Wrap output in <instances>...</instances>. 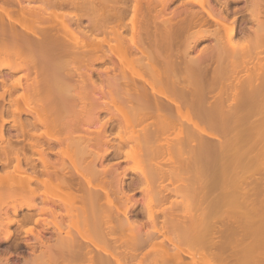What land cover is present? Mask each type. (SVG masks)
I'll use <instances>...</instances> for the list:
<instances>
[{
	"label": "bare ground",
	"instance_id": "bare-ground-1",
	"mask_svg": "<svg viewBox=\"0 0 264 264\" xmlns=\"http://www.w3.org/2000/svg\"><path fill=\"white\" fill-rule=\"evenodd\" d=\"M13 1L16 2V4H17V6L15 8L10 5L11 2H13ZM22 1H27V2L22 3ZM30 1H38V2L31 3ZM191 1L189 0V2H191ZM223 1L226 4V2L228 0H223ZM186 2H188V1H186ZM194 2H196V1H194ZM199 2L201 4V5L199 4L201 6L200 8L207 14V17L209 19H211L212 21H214L215 23H218L220 25L223 23V21L225 20V15L223 14V12L221 13L222 10L219 9L218 12L215 10L216 8L212 4L213 1H212V3L210 1H207V0H203V1H199ZM169 3H170V1H168V0H164V1H160V0L159 1H156V0H143V1L142 0H133V1H131V3H130V1L128 3V0H0V170L4 169L3 171H5L3 173H2V171L0 172V238L4 239V240H9L12 237V234L14 232L10 229V225H12L14 223L15 224L16 223L17 224H23V222H26L27 220L32 219L36 225L42 224V227L38 230L36 229V231H33L32 229L30 231L27 229L28 232H32L31 234H33L35 240H37L38 243L40 244V245L38 244L40 246L39 253L35 254L32 257V259L29 260L32 263L37 262V261H35L36 259H40V261H38L35 264H127L128 261H130L131 259L134 258L133 260H135L137 255H139L141 253V251L139 252L140 246H143V244H146L145 242H147V241L151 242L150 238L153 236L150 235L151 237L150 238L148 237L149 236L148 234H150V231H149V233L148 232L141 233L142 236H141V234H139L140 229L138 226L142 227L145 225H143L144 222L143 223H141V221L139 222V220H137V218H135L133 216L134 213L132 212L131 209H133V207L137 204L136 203L137 199L135 200L136 202L135 201L133 202L132 201L133 199L131 197L132 194L128 193L127 189L124 187V178H125L126 174L124 173V171L120 172L117 169V167L113 166L112 164L103 165V163H102V161L108 156L109 153L113 152L114 155H117L118 153L120 154V152H121V151L119 152L120 147H118L121 144L120 142H119V145H117L116 147L113 146V148H112V146H109V140L110 139L108 136L109 134L107 133V130H106L107 125H109V123H111L114 120L116 121V119L117 120L120 119V121H122V123L125 120L124 118H122L123 114L122 115L119 114L120 115V116L118 115L119 117H115L116 114L115 115L112 114V115H109L105 120L100 121L99 120V113L103 110H108L107 104L112 105V107L117 110L121 107V104H119V103L124 102V104L126 105L125 107L130 108L129 110H131L132 115H133V111H134V116H137V118L139 120H141V118L143 116H145L146 113H148V117H149V114L150 115L155 114L154 116L157 115L160 118L162 117V120L161 119L158 120L159 117L157 119H156V117H154V118L151 117L153 115H151L149 117L150 121H152L151 122L152 123L151 133L162 132L165 130V127L167 129L168 126H169V128L172 127L175 129L179 126L178 130H180L182 133V130L180 129L182 127H180V124L178 125V123H181V122L174 123V120H172L171 122L169 120L166 121V118H167L166 114L170 115L169 113L176 112V114H178V116L182 115V117H183L185 114L188 113L187 114V120L190 121V124H191L190 126H191V128L192 127L193 128H192V130L188 129L190 131V133L188 131H185V129H184L185 127L182 128V129H184V131L181 135H183L184 133H185V135L181 136L179 134V136H181V138H183V139H180L179 137H177V138H179L181 141L184 140V143H187V148L188 147L190 148L191 145L188 144V141L185 142L184 137L189 135V136H187L188 138L187 137L186 138H187V140L190 141L191 138H193V136H195L193 138V142H194V139L198 138V140H195L197 142L196 144L199 145L200 147H201V145H204L203 147H201V148H203V151L201 148H199V146L196 145V147H198L201 150V152H202L201 155L205 154V156H206L207 148H209L206 145H210V141H211L210 138L211 137L209 138V140L207 138H203V137H205V136L216 137L217 135L215 132H219V131L222 132V130L224 131V130H227L229 128L232 129L234 127L233 125H234L235 121H236L235 123L238 124L237 119L243 120V121L249 119V118L244 119L243 117H245V116L249 117L252 114L251 113L252 111L256 112L259 109V108L255 109L257 107L255 105V103L257 101H259V102L264 101V98L261 99L262 98L261 94L264 93V91H263L264 90V81H263L262 85L258 84V86L261 85L260 86L261 89H259V91L256 88L258 86H253L250 83V81H249L250 84L249 85L247 84L248 78H246V77H249L248 72L251 68V67H248L247 59L245 60L246 61L245 63H247V65L244 63L247 67L246 66H244V67L249 68L248 72H247V69H245V68L244 69L246 71H244V69H243V71L240 69L242 72H244V73L246 72L247 75H245V74L242 75L243 73L242 74L240 73V76L242 75L243 78L245 76L246 79L245 78L239 79L240 76H238V79L241 81L240 82L238 80L239 81L238 82L235 78V81H236V83L239 84V86H237V87L235 86V88H234V86L232 85L233 86L232 90H234V91H232V94L230 92V94H228V97L226 98L224 96L225 93H223L224 98L222 99V97L219 95H218L219 97H217L216 93H215L214 94L215 96L212 95V99L209 98L211 100L207 99V97L211 96L210 93L212 91V88H215V85L217 84V82L218 83L220 82V81H218V80H220V78H218V77H221V79H222V75H223L224 78H227V77H225L227 75L226 71H228L230 69V66H229V63L224 62V63L228 64L227 66H229L228 67L229 69L227 67H225V68H227V70H225V68H224L225 64L223 63V61H225V60H223V59L226 58V61H227V57L228 58L232 57V55H234L232 52L233 50H234V52L239 50V49L242 51L243 49H241L239 47H241L244 44V42H241L243 44L242 45L239 44L240 45L239 47L237 46V48H238L237 50H235L233 48V50L231 51L232 48H230L229 46L233 47V45H231V44L228 45L229 42H227V40L231 42V40H229V38H231L232 35L230 37H226V35H228V34H226L225 35L226 40L224 41V43H221V44H225V47H226V45H228L226 48L228 50L226 51V50H224L225 48H223L224 45H221L218 42V41H220L219 39H221V38L216 36L215 38H217V42H218L219 46L218 45L215 46V49L213 50L214 52L212 51L211 53H209L207 51L208 54L205 53L202 55V53H201V55H200L199 54L201 52L200 51L198 53L199 55L197 54V57H195V59L192 57L193 59H191V60L189 59L190 62L186 63L187 59H184V55H182V53H181V55L183 57L180 54L177 55L176 54L177 52L174 53L175 51L178 50L177 48H176V50H171V48H173L175 46V44H174V46L172 47L171 44L173 42L176 43L177 39L180 38L179 37L180 33H181L180 30L182 31L186 27L188 28V30H190L189 29L190 27H194L192 24H195L197 26V23L200 24L203 22V18L201 17L202 20L200 21V15L198 12H196L195 10H191V8H184V7H183L184 9H181V10L177 9V10H173L171 12L169 11L170 13L169 12L166 13L167 12L166 7ZM158 4H159V6H161V8H159V9L157 8ZM79 7H81V8H79ZM247 7H248V11L250 13V16L252 17L251 19L255 20V22H258V24H259V26L257 25L258 26L257 28H259L260 25L262 27V25L264 24V21L262 23V20H264V16L262 13V12H264V0H249ZM77 8H79V11L77 10ZM75 9L78 12L75 11ZM153 11H154V14L152 13ZM129 12L131 13V21L129 20L130 18L128 17V20L131 22V26L129 27L130 29L126 26L127 24L124 23L125 21H123V18H126L125 14H128ZM137 15H139V17L141 15V17H140L141 19H139ZM261 15H262V19L259 18V17H261ZM135 17L138 18L139 20H137ZM174 17L179 18V19L176 18V20H178L177 22L173 21ZM83 18L88 19L87 20L88 23H86L87 25L85 23H84V25L82 24L81 21L83 20ZM204 20H207V19H204ZM223 24H226V23H223ZM125 26L131 31L130 35H128L127 38L124 37L123 34H121L123 32L122 27L125 28ZM224 26H226V25H224ZM198 27H199V25H198ZM230 27H231V25H230ZM246 27L242 29V33H243L242 36H244V34L247 33L245 35L246 37H244L247 39V42H251L253 44V46L256 47L258 45V47H259V45L262 42H264V41H262L263 40L262 38H260L262 40L255 39V38H258L259 36H261V35L257 36L260 33L256 30L255 31L257 33L253 32V31L248 33L249 31H247V30H250V29H247L248 27L247 28ZM187 28H186V31H187ZM204 28H206V27H204ZM216 28L217 27H214L213 29H216ZM218 29L219 28H217L216 30L218 31ZM191 30H192V28H191ZM95 31H97V33H95ZM217 31H215V32L217 33ZM262 31L264 32V29ZM252 32L254 33L253 39L250 38V34ZM98 33H101V36H99ZM178 33H179V36H177ZM198 33H197V35H198ZM214 33H211V34H214ZM128 34H129V32H128ZM184 34H186V32ZM248 34H249V36H248ZM263 34H262V36H263ZM181 35H182V33H181ZM216 35H218V34H216ZM195 36H196V34H195ZM220 37L223 38L224 36H220ZM240 37H241V34H240ZM251 37H252V35H251ZM107 38H113L114 43L117 41V43H119V44L116 45L117 44L116 43L115 44L116 46H120L121 41L123 42V39L124 40L126 39L127 40L126 42L128 44V45L127 44L126 45H127V47H129L128 50L129 51L131 50V53L130 52L129 53H130V55H133V57L131 56L132 59L136 55L137 59L135 58L134 60H136L138 63L140 62L142 64V61H145L144 64L146 63L151 70V71H148L150 77H147L148 72L144 68V70L147 72V73H145L146 74L145 77L142 74L141 78H139V77L133 78L134 76H132V78H131L130 75H132V74L129 73L130 71H127L128 67H127V70L124 69V67L121 68V66H119L118 63L114 60L117 65L113 64L115 62L110 61L113 64L110 66L111 70L113 71L112 75L110 77L107 76L105 78L102 76H99L103 80L100 79L101 82L95 81V79L92 78V65L95 62H104L106 60V57L108 54H106L107 53L106 49L102 48L100 44L103 41L106 42ZM175 38H176V40H174ZM186 38H187V36H186ZM190 38H192V37L190 36ZM249 39H251V41H248ZM254 40H256L255 41L256 44L258 41L257 45L254 44ZM186 41H188V40H186ZM196 41H198V40H196ZM105 42H103V43H105ZM247 42H246V44H247ZM110 43H111V40H110ZM114 43H112L111 47H109V48L112 49V46ZM179 43H181V42H179ZM108 44H107V46H108ZM214 44H215V42H214ZM246 44H244V45H246ZM177 45H179V44L177 43ZM250 46L253 47L252 45H250ZM124 47L126 49V46H124ZM175 47H174V49H175ZM178 47H180V46H178ZM245 47L242 46V48H245ZM186 48H188V47H186ZM229 48H230V50H229ZM103 49L105 50L106 53L104 51H102ZM204 49H206V48H204ZM204 49H202V51ZM247 49H249V48H247ZM260 50H258V51L260 52ZM99 51H101V53H98ZM172 51H174V52H172ZM244 51H248V50H244ZM244 51L242 53H240V54H242V57H243V53H245ZM178 52H179V50H178ZM248 52H250V53H248ZM248 52H247L248 55H251V52L254 53V51H252V50L248 51ZM229 53L230 54L232 53V55H229ZM173 54L174 55L176 54L177 56L180 55V57H182V59H184L185 61H181V63H180V60H182V59L179 57V60H178V57L176 55H175L176 57L172 56ZM224 55H226V56H224ZM127 57H128V59H127L128 63L127 64L131 65V63H132L131 57H129V56H127ZM222 57H223V59H222L223 61L222 60L219 61ZM185 58H186V56H185ZM217 58H220V59L217 60ZM249 58L250 57H248V60H249ZM252 58H255V56ZM257 58H259V57H257ZM109 59H110V57H109ZM213 59H216V61H218L217 64L219 65V63H220L222 66L221 65L218 66L216 64L219 68L215 67V66H212L213 68H211L210 62H214ZM229 60H230V62L232 61V59H229ZM229 60H228V62H229ZM235 60L239 61V58L235 59ZM129 61H130V63H129ZM177 61H179V62H177ZM133 62H135V61H133ZM159 63H163L162 66H164V68H165V70H163L162 72L160 71V70H162L161 68L159 70V67H158ZM164 63H166V64L169 63L170 65L167 64V66L169 65L168 66L169 68L168 67L166 68V64L164 65ZM236 63H238L240 65L241 62L236 61ZM134 64L135 63H132V65L136 69L137 67ZM238 64L237 65L235 64V65L238 66ZM232 65H233V63H232ZM261 65H263V62ZM159 66H160V64H159ZM232 67H231V69H232ZM222 68H224V69H222ZM106 69H107V67H106ZM219 69H222L224 74L221 73L222 70L220 71ZM20 70L25 71L24 76L27 80L25 83L21 82V76H17L14 79L12 78L14 73H16ZM240 70H238V71H240ZM259 70H261V67ZM255 71L257 72V74L256 75L254 74V76H256V78H257L259 73L257 70H255ZM262 71H263V69H262ZM262 71H261V73H262ZM228 72H231V71L229 70ZM233 72H232V75H233ZM252 72H253V70L250 71V75H252L254 73V72L253 73ZM261 73L259 74V76L263 75L262 77H260L263 79L264 72L262 73V75H261ZM229 74L230 73H228V75ZM236 74H237V72H236ZM236 74H235V76H236ZM237 75H239V74H237ZM259 76L257 79L258 81L260 80ZM11 78L13 79V81L11 80ZM251 78H252V76H250V79ZM9 79L11 80V82H8ZM140 79H141V81H139ZM216 79H218L217 82H216ZM243 80H247V81L245 82ZM233 81L231 80L232 83H233ZM242 82H243V84H242ZM227 83H229V82H227ZM240 83L242 85H244V88L242 85H241L242 87L240 86ZM230 85L231 84H229V86ZM223 86L224 85L222 84V87ZM227 86H228V84H227ZM232 86H230V88ZM245 86H248V87L245 88ZM222 87H221V89H222ZM238 87L241 89H239ZM254 88H256L257 90ZM222 91H225V90L223 89V90H221V92ZM219 92L220 91H218L217 94H219ZM259 92H260L261 98L258 97ZM229 95H231V96H229ZM228 98H229V101H227ZM257 98L261 99V101L257 100ZM225 101H227L226 103H228V102L229 103L225 104ZM30 102L33 103L34 106H31V105L29 106ZM262 103L264 104V102H262ZM257 105L259 106L260 103ZM262 105H260V106H262ZM182 107H183V109H182ZM188 109H190L189 111H190V113H192L191 116H190ZM262 109H263V107H261V110ZM182 110L183 111L186 110V111L183 112ZM261 110H260V112H261ZM111 111H112V109H111ZM119 111L121 112V108ZM244 111H246V113ZM179 112H182L184 114L180 115ZM239 112H240V114H238ZM241 112L242 113L244 112L247 115L244 114V116H243L241 114ZM122 113H123V111H122ZM248 113H250V114H248ZM124 115H126V114H124ZM164 115L166 117L165 119L163 117ZM237 116L239 118H235ZM120 117L122 118V120ZM148 117H147V120L149 119ZM182 117H180V118H182ZM169 118H170V116H169ZM196 118L203 120V121H206L207 123L205 125H203V122L197 121L198 119L196 120ZM233 118H235L234 119L235 121L233 120ZM250 118H251V116H250ZM230 119H232V122H230ZM129 120H130V118H129ZM129 120H127V121L129 122ZM165 121H166V123H165ZM260 121H263V120H259V122L255 121V123L253 124L255 129L256 128L259 129V127H260L259 125L262 123V122L260 123ZM124 122H126V121H124ZM130 122H132V121H130ZM172 122L174 123V125ZM229 122L232 125H230ZM92 123H96V124L98 123V125H96L95 128L93 129V132H91L89 129V125ZM119 123H121V122H119ZM134 123H135V121H134ZM168 123H169V125H168ZM241 123H242V121H241ZM241 123H240V126H241ZM244 123H246V122H244ZM256 123H258L256 125L257 127L255 126ZM7 124H9L11 131L16 129L15 130L16 133H14V134L7 133L6 132L7 131L6 125ZM137 124H138V122H137ZM122 125H124V124H121V127H123ZM128 125H129V123H128ZM175 125L176 126L178 125V126L176 127ZM39 126H42V127L44 126L46 129H48V128L53 129L54 128L53 130H55V128L57 130L59 127V128L64 129V131H62V132H66V133L61 132V134H63V135L65 134L64 137H60V135H58V136L54 135V134H52L53 132L49 135L48 131H46V130L45 131H39L38 130ZM231 126H233V127L231 128ZM240 126L238 125V127H240ZM251 127H252V125H251ZM126 128H127V126H126ZM10 129H9V131H10ZM175 129L173 131H175ZM236 129L237 128H235V130ZM248 129H251V128H248ZM248 129L246 130V128H245V130H246L245 132H247V134H248ZM195 130H197L199 133ZM256 131L257 130H255V131L253 130L251 133L256 132ZM258 132H260V130ZM192 133H193V135L191 136ZM194 133H198V135L197 134L194 135ZM162 134H164V133L162 132ZM199 134H202V135H199ZM203 135H205V136H203ZM120 137L122 138V140L124 142V140H125L124 138H126L128 136H126V137L120 136ZM155 137H157V136L155 135ZM159 137H160V135L158 134V139L160 140V138L162 136L160 138ZM236 137H235L234 141L236 140ZM239 137H240V135H239ZM138 138H139V136H138ZM130 139L128 138L127 141ZM133 139H134V137H133ZM217 139H219V137H217ZM149 140H151V139H149ZM219 140L221 141V144H222L223 141L221 140V138ZM219 140H217L218 143H220ZM228 140H229V137H228ZM228 140H226V141H228ZM50 141H54L55 143L58 142L59 144L62 142L66 143V144L69 142L70 143L72 142L71 144H74V142H76L78 144L77 148L80 147L79 148L80 153L77 156H79L78 158H80V159L83 158V159H81L82 162L84 161V163H82L83 166H81L79 168L78 167L75 168L76 166H74L75 169H73L74 170L73 171L72 170L73 166L70 169L67 165H65L66 163L64 164V162L62 163V161H59V164H57L58 160H54V161L51 160V158L49 157V152H51L53 154L56 153L58 155L60 154L59 156H61L63 154V152L61 149V144H60V148H56L54 150V148L52 147L53 145H51ZM156 141L154 142L155 144H156ZM167 141H168V139H167ZM174 141L176 142V139ZM229 141L232 144L233 140H229ZM151 142H152V140H151ZM182 142H179V143L177 142V143L179 144V146L183 147V149L175 150V151L180 152V151L187 149V148H185L186 145L184 147V143H182ZM193 142H191V143H193ZM154 143H153V145H154ZM248 143H250V142H248ZM77 144H75V145H77ZM158 144L155 146L156 151H158V149H159V148H157ZM221 144H219V145H221ZM224 144H222V145H224ZM67 145H70V144H67ZM151 145L152 144H149L148 146L151 147ZM234 145H233V147H234ZM159 146H160V144H159ZM67 147H71V146H67ZM143 147H145V146H143ZM155 147H151L152 149L150 148L152 151H154V155H155L154 157H156V155L159 152L158 151L156 154V151L154 150ZM164 147H166V146H164ZM176 147L177 146H175V148ZM196 147H194V148H196ZM204 147L206 148V151L204 150L205 149ZM247 147H249V146H247ZM74 148H76V147H74ZM198 148L196 150H194V153H195V151L197 152ZM216 148H217V145H216ZM236 148L237 147H235L234 149H236ZM165 149L166 148H164V150ZM191 149L193 150V147L190 148V151H191ZM27 150H29V152H30L29 154H28ZM209 150H211V149H209ZM214 150H215V148H214ZM187 151L185 152V154L183 153L184 151L181 154V156H184V159H182V157L180 155H179V158H177V161L181 158V161H183L182 167L184 166L185 170L189 169V168L191 169V164L193 163V161L191 163L190 159L194 156V154L192 156L193 151L190 152L191 157L189 155V152L187 153ZM199 151H198V153H200ZM204 151H205V153H203ZM165 152H167V151H165ZM161 153H162V151H161ZM166 154L167 153H165V155ZM34 155L35 156L37 155V156L35 157ZM72 155H74V154H72ZM145 155H146V153H145ZM170 155H172V153H170ZM197 155L198 154L195 153L194 158L196 160H197V158L199 159V155H198V157H197ZM205 156H203V158ZM72 157L73 156H71V158ZM150 157H153V156H150ZM71 158H70V160H71ZM149 159H148V161H149ZM154 159H156V158H154ZM175 159H174V161H175ZM208 159H209V156H208ZM156 160L154 163H156ZM192 160H193V158H192ZM199 160H202V159L200 158ZM205 160H206V158H205ZM205 160L203 159V161H205ZM73 161H75V160L73 159ZM150 161H152V160H150ZM177 161H175V168L176 169L178 168L177 167L178 163L176 164ZM159 162H160V160H159ZM180 162H179V164L181 165L182 162L181 163ZM195 162L196 161L194 160L193 164H195ZM205 164H206V162H205ZM240 164H241V162H240ZM72 165H75V164H72ZM76 165H77V163H76ZM180 165H178L179 168H181ZM9 166L12 167L11 173H9L8 171L6 172V170H5V168H8ZM151 166H152V164H151ZM196 166L200 167L199 165H196ZM196 166L194 165V167H192V168H197ZM203 166H205V165H203V162H202V166H201L202 170H203ZM154 168L157 170V172L159 174L158 177L162 178V179H160V181L165 180L166 178L164 179V177H166V176H167V178L168 177L171 178V176H168V175H172V174H170V173H173L172 170H170L172 168L168 169L169 172L167 170L165 171L164 168L162 167V165H156ZM182 170L180 171V169H178L177 171H180L179 173H181ZM196 170H198V168ZM154 171H153V173H154ZM173 171H175V169ZM198 171H197V173H199ZM204 171H206V170H203V172ZM146 172H148L147 175L150 176V179H152V176H151L152 172L150 173V171H147V170H146ZM146 172L142 171L143 174L141 173V176L143 175V177L140 180L144 179L143 181H144V184L146 185L145 186L146 187L145 192L147 193V183H149V182L145 183V181L146 180L149 181L150 179L148 180L147 179L148 177L146 178V176H147L145 174ZM184 172H187L185 176H186V180H188L187 174L189 171L186 170ZM203 172L199 173V176L201 174H203ZM222 172L220 171V173H222ZM8 173H9V175H8ZM197 173H196V176L198 175ZM175 174L176 173H173L174 176L177 175V178H175V180L179 179L178 181H181V180L185 179V178L181 179V177L183 175L182 173H181L182 175L181 174L175 175ZM204 174H206V173H204ZM204 174H203V176H204ZM173 175H172V177H173ZM178 175L181 177L179 178ZM153 178L155 180V177H153ZM169 178H168V181H169ZM54 181H57L58 183L60 182L61 184H63L64 186L62 189L66 190V192L75 193L74 195L71 196V198L74 199L76 197V202L78 201L76 204L77 206H75L74 208L73 207L71 208V206L70 207L62 206L61 204L63 203L64 199L59 200L58 198H56L58 200L57 201L56 199H53V197L50 198L49 194H48L49 198H47V196H46L47 194L44 195L43 194L44 192L43 193L39 192V190H41V189H38L40 185L45 186V185L50 184L51 182H54ZM171 181H172V184L175 183V182L173 183V179H171ZM142 182L140 181L141 185H143ZM184 182H187V181H184ZM103 183L104 184L106 183L109 186H107V187L102 186ZM140 183H139V186H140ZM156 184H154V185H156ZM181 184H183V183H181ZM186 185H187V183H186ZM161 186L164 187L163 183H161V185L159 186L160 188L163 189V187H161ZM172 186H174V185H172ZM61 187H62V185H61ZM145 187L141 188V189H145ZM205 187L206 186H203V188H205ZM48 188H50V187H48ZM52 188H53V186H52ZM59 188H60V186H59ZM148 189H149V186H148ZM166 190L168 191V189H166ZM145 192H144V194H145ZM203 192H204V190H203ZM188 193H190V192H188ZM201 193H202V191H201ZM156 194L158 195V193H156ZM110 195L113 196V199L111 198ZM181 195H183V194H181ZM202 195H204V193H202ZM158 196H160V199H162L161 197H163V193L162 192L159 193ZM176 196H178V195H176ZM183 198H185V197H183ZM183 198H181V199L183 200ZM192 198H194V197H192ZM202 198H204V196ZM160 199H159V201H160ZM163 199H162V201H163ZM204 199H203V201L201 200V202H204ZM114 200H116L117 204L113 203V202H115ZM172 200H174V199H172ZM22 201L26 203L25 206H23V204H25V203H23ZM60 201H62L61 204L59 203ZM185 201H187L186 198H185ZM185 201L183 202V204L186 207L187 203ZM193 201L194 200H192V202ZM27 202H29V203L27 204ZM146 202H147V200H146ZM149 203H150V201H149ZM170 203H172V202H170ZM59 204L61 205V208H60ZM125 204H126V206H124L125 207L124 208L123 205H125ZM151 204H148V205L152 206ZM195 204H196V202H195ZM72 205H75V203L74 204L72 203ZM157 205L160 206L159 203ZM181 205H182V202H181ZM57 206L59 208H57ZM107 206H108V208H107ZM119 206L123 207V208H121V210H123V209L124 210L123 211L119 210L120 209ZM23 207H26L27 212L22 211L23 213H20V210H22ZM64 207L67 209H65ZM182 207H183V205H182ZM188 207H190V205ZM146 209H147L145 211L146 213H144V214H146V216L145 215L144 216L151 223V225H150V223H149V225L153 228L152 230H156V232L151 231V232H153L152 235H154L156 233L155 235L158 236L159 233H161V234L163 233L164 237L165 236L167 237L168 235L165 233L166 232L165 230L170 231L169 226L167 224L168 222L167 223L165 222V224L163 223L164 226L161 225V226L166 227V228L162 229V227H161L159 229L157 226H155V223L157 222L155 214L154 213H153L154 215L152 214L153 211L150 213V211L148 210V207ZM149 209H151V208H149ZM156 209H157V207H156ZM173 209H175V208H173ZM179 209H180V206H179ZM186 209L187 208H185V210ZM76 211H78V213ZM168 212L165 213L166 215L164 213L163 214L165 216L168 215V217H169V215L172 214L173 211L170 212L169 214H168ZM187 212L189 213V211H187ZM44 214L45 215L49 214L47 217L50 216V217H52V220L53 219L55 220V221H52V222H55L54 223L55 225H53L54 229L52 231L53 235H51V237H49V238L45 237V234L48 232V230L46 228L50 224L49 222L51 221V218H50V221L48 222L49 223L48 225L46 224V222L41 223L40 221L44 219V218H42L43 217L42 215H44ZM119 214H121V216ZM79 215H80V217H79ZM182 215H183V213H182ZM186 215H187V213H186ZM186 215H183V216H185V218L187 219ZM165 216L163 217L164 219H165ZM172 216L173 215H171V217ZM191 216L193 218V216H194L193 213ZM64 217H68L66 220H69V222H71V227L73 225L72 222L78 221L80 218V221L82 220V224L84 222V229L86 227V229L88 231H90V234H89L90 236L86 237L80 231L81 230L80 229L79 233H81L80 234L81 237L79 236L80 239H76L77 237H74V235H72L71 233H69L67 231L68 228H66V229L63 228L62 222L65 219ZM171 217L169 220H172ZM181 218H182V216H181ZM186 219L185 220L181 219V220L186 222L187 221ZM177 220H180V219H175V221H173V223L174 222L179 223L181 221V220L180 221H177ZM164 221H162V222H164ZM183 221H181V222H183ZM192 221H194V219H192ZM181 222L179 224L176 223V224H178L177 227L182 226ZM185 222H184V224L186 225L187 222L186 223ZM189 222H190V220H189ZM173 223L171 221V224H173ZM141 224H142V226H141ZM166 224H167V226H166ZM184 224H183V226H184ZM80 225H81V222H80ZM65 226H66V224H65ZM187 226H188V224H187ZM192 226L189 224L190 228ZM122 227L124 229L126 228V230H129L130 229L129 227H131V229H130L131 232L129 231L128 233L127 232L126 233H127V235L129 233L130 234L132 233L131 235L129 234L127 236L128 238L130 237L132 239L133 238L136 239V241L134 242L135 244H133L132 246L130 244L128 245L127 244L128 242L127 243L125 242L126 240H124L125 237L123 238V235L121 236V231H119V230L126 231ZM127 227L129 229H127ZM135 227L136 228L138 227V229H136ZM31 228H32V226H31ZM116 228L118 229V231L120 233L119 235L115 232ZM171 228H172V226H171ZM174 228H172V229H174ZM70 229H69V231L72 230V229L71 230ZM183 229H184V227H183ZM186 229L188 231L190 230L187 227L185 228V230ZM24 230L27 231L26 229H24ZM73 230H74V228H73ZM134 230L136 232H134ZM142 230H144V229L141 228V232H142ZM161 230H164L165 232L164 231L161 232ZM157 231H159L158 234H157ZM174 231H175V229H174ZM176 231H178V230H176ZM192 231H190V233ZM172 232H167V233H169L168 237H170V234ZM123 233L124 232H122V234ZM144 233H145V235H143ZM146 233H148V234H146ZM190 233L188 232L187 234L189 235ZM86 234H87V232H86ZM179 235H181V232ZM188 235H185L184 238H182V239L187 241L186 236H188ZM139 236H141V239H144L142 241H145V242L142 243V241H140V239L138 240ZM160 237H161V235H160ZM179 237H183V236H179ZM146 238H147V241H146ZM148 239H150V240H148ZM169 239L172 241L173 238L171 239V237H170ZM184 240H183V242H184ZM186 241H185V243H186ZM174 242H176V239ZM174 242H173V244H174ZM129 243H131V242H129ZM141 243H142V245H140ZM152 243L153 242H151V244ZM185 243H183V247L185 246L184 245ZM149 244H148V246H149ZM157 244L160 245V243H157ZM189 245H190V243H189ZM160 246H159L160 248L163 247V245H160ZM178 246H175V247H177L176 249L179 251L181 249L182 250L184 249L183 251L186 250L188 252V250H189V249L187 250L185 248H181L180 246H182V244H180L179 247ZM143 247H145V246H143ZM167 247H170V246H165V243H164V247L161 249L162 250L161 252H163V250L165 248V251L163 252V254L160 252L161 256L159 254H158L159 256L156 255L157 256L156 259L153 258L154 257L153 255H150L151 257L153 256L152 258L154 260L152 259L147 264H194L195 263L194 260L192 259V256L189 255L190 253L186 254V255H188L189 258L187 259L185 257L186 259H184V258H182L181 254H180L181 251L179 253V251H176L174 249L175 252L171 253L170 250H167L168 249ZM169 249H171V248H169ZM98 252H100V253L102 252V253L100 254ZM184 256H185V254H184ZM143 259H145V257ZM146 261H148V260H146ZM31 262H30V264H31ZM0 264H14V263L10 262L5 257L4 258L0 257Z\"/></svg>",
	"mask_w": 264,
	"mask_h": 264
},
{
	"label": "rangeland",
	"instance_id": "rangeland-1",
	"mask_svg": "<svg viewBox=\"0 0 264 264\" xmlns=\"http://www.w3.org/2000/svg\"><path fill=\"white\" fill-rule=\"evenodd\" d=\"M129 1H130V3H131V1H133V0H128V3H129ZM143 1V0H142ZM156 1H159V0H156ZM160 1H164V0H160ZM168 1H170V3L167 5V7H166V13H168L169 11L171 12V11H173V10H181V9H184V8H191V10H195L196 12H198L199 13V15H200V21L202 20V18H203V22L202 23H200V24H198L197 23V26L195 25V24H192L194 27H190L189 29L190 30H188V28H187V31H186V28H184L183 30L186 32V34H184L185 32L182 30H180V32L182 33V35H181V33H180V36H179V33H178V35L177 36H179L180 38H178L177 36V41H176V43L175 42H173L172 44H171V46L173 47L174 46V44H175V49H174V47L173 48H171V50H176V48L179 50V52H178V50L177 51H172V52H174V53H176L177 55L178 54H180L181 55V53H182V55H184V59H187V61H186V63H188V62H190V60L191 59H195V57H197V54L199 53L200 55H201V53H202V55L203 54H208V52L209 53H211L214 49H215V46H219V44H218V42L221 44V43H224V41L226 40L225 39V35L226 34H228V35H226V37H230L231 35V38H229V40H231V42L230 41H228L227 40V42H229V44L228 45H233V47L232 46H229L230 48H232L231 49V51L233 50V48L235 49V50H237L238 48H237V46L239 47L240 45H242L243 43H241V42H244V44H246V42H247V39L246 38H244V37H246L245 35L247 34H244V36H242V29L243 28H245L246 26L248 27H246L247 29H250V30H247V31H249L248 33H250L251 31H253V32H256V31H258L260 34H258L257 36H259V35H261L262 36V34L264 33L262 30L264 29V24L262 25V27H261V25H260V27L259 28H257L258 26H259V24H258V22H255V20H253V19H251L252 17L250 16V13H249V11H248V7H247V5H248V3H249V0H228L227 2H226V4H225V2L223 1V0H207V1H210L211 3H212V1H213V5H214V7L216 8L215 10L218 12V10L220 9V10H222L221 11V13L223 12V14L225 15V20L223 21V23H226V24H218V23H215L214 21H212L211 19H209L208 17H207V14L200 8L201 6V4H200V2L199 1H203V0H194V1H196V2H194L193 0L191 1V2H189V0H168ZM186 1H188V2H186ZM31 3H33V2H38V1H30ZM200 4V5H199ZM184 7V8H183ZM79 8H81V7H79ZM79 8H77V10L79 11ZM157 8L159 9V8H161V6H159V4H158V6H157ZM156 8V9H157ZM218 8V9H217ZM73 10V9H72ZM76 9H75V11H77ZM199 10V11H198ZM77 11V12H78ZM169 12V13H170ZM153 14H154V11L152 12ZM201 13V14H200ZM263 13V16H264V12H262ZM126 16V18H123V21H125L124 23H126L127 25V27L129 28L130 26H131V13L129 12L128 14H125ZM202 15V16H201ZM138 16V18L139 19H141L140 17H141V15H140V17H139V15H137ZM128 17L130 18L129 20H128ZM202 17V18H201ZM136 18V17H135ZM138 18H136L137 20H139ZM153 18V17H152ZM176 18H178V17H176ZM176 18L174 17V19H173V21H175V22H177L178 20H176ZM181 18V17H180ZM259 18H261L262 19V15H261V17H259ZM135 19V20H136ZM179 19V18H178ZM204 19H207V20H204ZM228 19V20H227ZM235 19V20H234ZM250 19V20H249ZM260 19V20H261ZM87 20L88 19H86V18H83V20L81 21L82 22V24L84 25V23L86 24V23H88L87 22ZM234 20V21H233ZM263 21L264 20H262V23H263ZM232 22V23H231ZM254 22V23H253ZM174 23V22H173ZM204 23V24H203ZM261 23V24H262ZM130 24V25H129ZM217 24V25H216ZM87 25V24H86ZM191 25V26H192ZM198 25H199V27H198ZM224 25H226V26H224ZM230 25H231V27H230ZM258 25V26H257ZM125 26V28L124 27H122V33L121 34H123L124 35V37H128V35H130V33H131V31L127 28ZM202 26V27H201ZM250 26V27H249ZM204 27H206V28H204ZM214 27H217V28H219L218 29V31L216 30V29H213ZM229 27V28H228ZM124 28V29H123ZM191 28H192V30H191ZM227 28V29H226ZM253 29V30H252ZM262 29V30H261ZM256 30V31H255ZM164 31V30H163ZM196 31V32H195ZM215 31H217V33L215 32ZM228 31V32H227ZM246 31V32H247ZM128 32H129V34H128ZM190 32V33H189ZM200 34H199V33ZM205 32V33H204ZM215 32V33H214ZM227 32V33H226ZM251 33L250 34V38H254V36H253V34L254 33ZM95 33H97V31H95ZM197 33H198V35H197ZM202 33V34H201ZM211 33H214V34H211ZM232 33V34H231ZM257 33V32H256ZM99 34V36H101V33H98ZM195 34H196V36H195ZM216 34H218V35H216ZM220 34V35H219ZM240 34H241V37H240ZM122 35V36H123ZM194 35V36H193ZM200 35V36H199ZM251 35H252V37H251ZM186 36H187V38H186ZM190 36L192 37V38H190ZM216 36H218L219 38H221V39H219L220 41H218L217 42V38H215ZM220 36H224L223 38L222 37H220ZM248 36H249V34H248ZM261 36H259L258 38H255V39H259V40H262V41H264V34H263V36L261 37ZM201 37V38H200ZM233 37V38H232ZM185 38V39H184ZM248 38V37H247ZM260 38H262V39H260ZM111 40V43H110V40ZM116 39V38H115ZM243 39V40H242ZM246 39V40H245ZM174 40H176V38L174 39ZM186 40H188V41H186ZM196 40H198V41H196ZM109 41V42H108ZM116 41V40H115ZM127 40L125 39H123V42L121 41V45L120 46H116V45H118L119 43H117V41L114 43V39L113 38H107V43L105 42V41H103V42H105V43H103V42H101V47L102 48H104V49H106V52H105V50L103 49L102 51H104L106 54H108L107 55V57H106V60L104 61V62H95V63H93V65H92V78H94L95 79V81H97V82H101V80H103V79H101L99 76H102V77H110L111 75H112V70H111V68H110V66L111 65H113V64H116V62L118 63V65L119 66H121V68H123L124 67V69H126L127 70V67H128V70L127 71H130L129 73L130 74H132V75H130L131 76V78H132V76H134L133 78H136V77H139V78H141L142 77V74H143V76L145 77L146 76V74L145 73H147L148 71H151L150 70V68L148 67V65L145 63L144 64V62L145 61H142V64L139 62H137L136 60H134L135 58H136V55H135V57L132 59V57H133V55H130V53H131V50L129 51L128 50V48L129 47H127V42H126ZM186 41V42H185ZM248 41H251V39H249ZM253 41V40H252ZM255 41L256 40H254V44L255 45H257L258 44V41H257V44L255 43ZM126 42V43H125ZM179 42H181V43H179ZM214 42H215V44H214ZM217 42V43H216ZM226 42V43H227ZM100 43V42H99ZM109 43V44H108ZM112 43H114L113 44V46H112V49L111 48H109V47H111V45H112ZM117 43V44H116ZM177 43L179 44V45H177ZM193 43V44H192ZM251 42H247V46L246 45H242V46H246L245 48H242V46L241 47H239V48H241V49H243L242 51L239 49V50H237V51H235L234 52V50L232 51L233 52V54L234 55H232V53L230 54L229 53V55H232V57H227V61H226V58L225 59H223V57L220 59V58H217V60H219V61H221L222 59L223 60H225V61H223V63L224 62H227V63H229V66H230V69L228 68L229 66H227L228 64H226V63H224L225 64V66H224V68L225 67H227L231 72H228V71H226L227 72V75H228V73H230L228 76L226 75L225 77H227V78H224L223 77V75H222V79H221V77H218V78H220V80H218V79H216V82H217V80L218 81H220L219 83L221 84H219L218 82H217V84L215 85V88H212V91H211V93H210V95L211 96H209V97H207V99L208 100H211L212 99V95H214L215 93H216V96L217 97H219V96H221L222 97V99L224 98L223 97V93H225L224 94V96L227 98L228 97V94H230V92H231V94H232V91H234V90H232L233 89V86H234V88H235V86L237 87V86H239V84L238 83H236V81H235V78H236V80L238 81L239 79H241V78H243L242 77V75H247L246 74V72L244 73V72H242L243 71V69L245 68L244 66H246L247 65V63H248V67H251L250 68V70H249V72H248V69L249 68H245V69H247V72L249 73V77H246V78H248L247 80H248V85L251 83L253 86H258V84H261L262 85V83H263V79H264V77H263V79L262 78H260V77H262L263 75H262V73L264 72V42H262L260 45H259V47H258V45L255 47V46H253V44L251 43ZM107 44H108V46H107ZM116 44V45H115ZM127 44V45H126ZM187 44V45H186ZM191 44V45H190ZM236 44V45H235ZM240 44V45H239ZM123 45V46H122ZM221 45H224L223 46V48H225L224 50H228V49H226L227 48V46L228 45H226V47H225V44H221ZM250 45H252L253 47H251ZM124 46H126V49H125V47ZM178 46H180V47H178ZM190 46V47H189ZM235 46V47H234ZM100 47V48H101ZM186 47H188V48H186ZM221 47V46H220ZM219 47V48H220ZM180 48V49H179ZM204 48H206V49H204ZM230 48H229V50H230ZM247 48H249V49H247ZM259 48V49H258ZM183 49V50H182ZM202 49H204L203 51H202ZM217 49V48H216ZM260 50V52L258 51V50ZM127 50V51H126ZM206 50V51H205ZM244 50H248V51H254V53L253 52H251V55H248L247 54V52L248 51H244ZM208 51V52H207ZM216 51V50H215ZM245 52V53H243V57H242V54H240V53H242V52ZM258 53H257V52ZM130 52V53H129ZM185 52V53H184ZM204 52V53H203ZM214 52V51H213ZM229 52V51H228ZM239 52V53H238ZM98 53H101V51H99ZM248 53H250V52H248ZM129 54V55H128ZM133 54V53H132ZM135 54V53H134ZM175 54V55H176ZM198 54V55H199ZM111 55V56H110ZM174 54L172 55V56H174V57H176ZM180 55L179 56H177L178 57V60H179V57H180ZM181 55V56H182ZM195 55V56H194ZM240 55V56H239ZM258 55V56H257ZM261 57H260V56ZM127 56H129V57H131V59H132V63H135L134 65L137 67L136 69H135V67L132 65V63H131V65L130 64H127L128 63V61H127V59H128V57ZM185 56H186V58H185ZM189 56V57H188ZM224 56H226V55H224ZM247 58H246V57ZM255 56V58H252V57H254ZM109 57H110V59H109ZM183 57V56H182ZM182 57H180L181 59H182ZM193 57V58H192ZM234 57V58H233ZM239 58V61L238 60H235V59H238ZM241 57V58H240ZM248 57H250L249 58V60H248ZM257 57H259V58H257ZM245 58V59H244ZM137 59V58H136ZM184 59H182V60H180V63H181V61H185ZM190 59V60H189ZM229 59H232V61L230 62V60ZM247 59V63H245L246 60ZM258 59V60H257ZM116 62H115V61ZM228 60H229V62H228ZM261 60V61H260ZM110 61H113V62H115V63H113L112 64V62H110ZM133 61H135V62H133ZM213 61L214 62H210L211 64V68H213L212 66H215V67H218L219 65H221L220 63H219V65L217 64V62L218 61H216V59H213ZM235 61V62H234ZM236 61L237 62H241L240 63V65L238 64V63H236ZM244 61V62H243ZM250 61V62H249ZM177 62H179V61H177ZM192 62V61H191ZM262 62H263V65H261L262 64ZM129 63H130V61H129ZM179 63V64H180ZM184 63V62H183ZM182 63V64H183ZM231 63V64H230ZM232 63H233V65H232ZM246 65H245V64ZM257 63V64H256ZM141 64V65H140ZM159 64H160V66H159ZM158 64V67H159V70H160V68L162 69V70H160L161 72L163 71V70H165V68H164V66H162V64L163 63H159ZM166 63H164V65H165ZM167 64H169V63H167ZM167 64H166V68L170 65H168L167 66ZM181 64V65H182ZM185 64V63H184ZM218 66H217V65ZM238 64V66H236V65ZM259 64V65H258ZM117 65V64H116ZM126 65V66H125ZM128 65V66H127ZM145 65V66H144ZM143 68H142V67ZM147 66V67H146ZM183 66V65H182ZM222 66V65H221ZM233 66V67H232ZM261 67V70H259L260 69V67ZM106 67H107V69H106ZM231 67H232V69H231ZM247 67V66H246ZM255 67V68H254ZM139 68V69H138ZM144 68H145V70L147 71H145L144 70ZM148 68V69H147ZM164 68V69H163ZM169 68V67H168ZM219 68V67H218ZM224 68H222V69H224ZM227 68H225V70H227ZM222 69H219L220 71L222 70ZM240 70V71H238V70ZM244 69V71H246ZM262 69H263V71H262ZM132 70V71H131ZM138 70V71H137ZM168 70V69H167ZM170 70V69H169ZM253 70V74L252 75H250V71H252ZM255 70H259L258 71V73L260 74L261 73V71H262V73H261V75L262 76H259V74H258V76H259V81L257 80L258 79V76H257V78H256V76H254V74L256 75L257 74V72L255 71ZM136 71V72H135ZM145 71V72H144ZM234 71V72H233ZM135 72V73H134ZM141 74H140V73ZM232 72H233V75H232ZM236 72H237V74H239V75H237L236 74ZM24 73H25V71L24 70H20V71H18V72H16V73H14V75L12 76V78L14 79V78H16L17 76H21V82L22 83H25L27 80H26V78H25V76H24ZM151 73V72H150ZM221 73H223V70L221 71ZM240 73L242 74L241 76H240ZM224 74V73H223ZM235 74H236V76H235ZM137 75V76H136ZM139 75V76H138ZM147 77H150L149 76V72L147 73ZM231 75V76H230ZM235 76V77H234ZM238 76H240L239 77V79H238ZM250 76H252V78L250 79ZM233 77V78H232ZM11 78V80L13 81V79ZM244 78H245V76H244ZM243 78V79H244ZM245 78V79H246ZM101 79V80H100ZM192 79V78H191ZM262 79V80H261ZM11 80L9 79L8 80V82H11ZM135 80V79H134ZM231 80L233 81V83L231 82ZM247 80H243V81H247ZM137 81V80H136ZM139 81H141V79L139 80ZM240 81V80H239ZM238 81V82H239ZM249 81H250V83H249ZM227 82H229V83H227ZM231 82V83H230ZM241 82V81H240ZM244 82V83H245ZM257 82V83H256ZM235 83V84H234ZM222 84L224 85L223 87H222ZM227 84H228V86H227ZM229 84H231L230 86H232L231 88H230V86H229ZM242 84H243V82H242ZM241 83H240V86L242 85ZM255 84V85H254ZM219 85V86H218ZM226 85V86H225ZM246 85V84H245ZM261 85H259L258 87H256L257 89H258V91H259V89H261L260 88V86ZM243 86V88H244V85H242ZM241 86V87H242ZM220 87V88H219ZM221 87H222V89H221ZM226 87V88H225ZM228 87V88H227ZM248 86H245V88H247ZM250 87V86H249ZM239 88V87H238ZM237 88V89H238ZM242 88V89H243ZM256 88H254V89H256ZM220 89V90H219ZM225 90V91H222L221 92V90ZM228 89V90H227ZM239 89H241V88H239ZM256 89V90H257ZM230 90V91H229ZM216 91V92H215ZM218 91H220L219 92V94H217V92ZM229 91V92H228ZM264 91V90H263ZM261 92V91H260ZM260 92H259V94H258V97H260ZM219 95V96H218ZM262 96V98L261 99H263L264 98V93L263 94H261ZM215 96V95H214ZM229 96H231V95H229ZM257 97V96H256ZM209 98H211V99H209ZM230 98V97H229ZM229 98H228V100L227 101H229ZM261 99H258L257 98V100H260L261 101ZM225 100V99H224ZM223 100V101H224ZM256 100V101H257ZM227 101H225V104H228V103H226ZM259 101H257L256 103L257 104H259L260 103V105H262L263 103L262 102H264V101H262V102H259ZM255 103V105L257 106L255 109H258L256 112H254V111H252L251 113V118H250V116L248 117V116H245V117H243L244 119L246 118H249V119H247V120H239V119H237L238 121V124L237 123H235L236 121L234 120L235 118H239L238 116L237 117H235V118H233V120L235 121L234 122V127L235 128H237L236 130H235V128L233 127V126H231V128L232 129H227V130H222V132H215L216 133V137H213V136H205V135H203V136H205V137H203V138H207L208 140H209V138H210V145H206V146H208L209 148H207L206 146V148H207V153H206V156H205V154L203 155H201V150L199 149V148H201V147H203L204 145H201V147L199 146V145H197L196 143V141L195 140H198V136L196 137L197 139H194V142H193V138L195 137V136H193V138H191V142H193V143H191L189 140H187V136H189V135H187V136H185L184 138H185V142H187L188 141V144L189 145H191V147L190 148H192L193 147V150L191 149V151H190V148L188 147L187 148V143H184V140H180V139H183V138H181V136H184L185 135V133L183 134V135H181L182 133H183V131H184V129H185V131H188L189 133H190V131L188 130V129H191L192 130V128H191V124H190V121L189 120H187V114H185L183 117H182V115L181 114H184V113H182V112H179L180 113V115L181 116H178V114H176V112H173V113H169L170 115H168V114H166L167 116V118L165 117V115L163 116L164 117V119L166 118V121H172V120H174V123H178V122H181V123H178V125L180 124V127H182V128H184V129H182V128H180L181 130H182V133H181V131L180 130H178L179 128V126L177 127L176 125V129L175 128H172V127H170L169 128V126H168V128L166 129V127H165V130L167 131L168 129V131L166 132L165 130L164 131H162L164 134H162V132H154V133H151V125H152V121H150V116L151 115H153V114H149V117H148V113H146L145 114V116H143L142 118H141V120H139L138 118H137V116H134V111H133V115H132V112H131V110H129L130 108L129 107H125L126 105L124 104V102H122V103H119V104H121V112L119 111L120 110V108L119 109H115V108H113L112 107V105H109V104H107V108H108V110H103V111H101L100 113H99V120L100 121H103V120H105L109 115H115V117H119L120 115H122L123 114V117L122 118H124L123 120L124 121H126V122H124L123 121V123H122V121H120V119L119 120H117L116 119V121L114 120V121H112L111 123H109V125H107V128H106V130H107V133L109 134L108 136H109V146H112V148H113V146L114 147H116L117 145H119V142L121 143L118 147H120L119 149V152H120V154L118 153L117 155H114V153L112 152V153H109L108 154V156L102 161V163H103V165H106V164H112L113 166H115V167H117V169L120 171V172H123L124 171V173L126 174V176H125V178H124V187L127 189V191H128V193H130V194H132V201L134 202L136 199V205L133 207V209H131L132 210V212L134 213V217L135 218H137V220H139V222L141 221V223H143V225H145V226H142V224H141V226L142 227H140V226H138L139 227V229H140V231H139V234H141V233H143V232H148L149 233V231H150V234H148V233H146V234H148L149 236V238L151 237V236H153V237H151L150 239H151V242H153L152 244H151V242L149 241H147V238H146V241L148 242H145V241H142V240H144V239H141V236H142V234H141V236H139V238H138V240L140 239V241H142V243L143 242H145L146 244H143V246H145V247H143V246H140V245H142V243L139 245L140 247V249H139V252L141 251V253L139 254V255H137V257L135 258V260H133V259H131L130 261H128V263L127 264H147V263H149L153 258H157V256H159L160 255V252L162 251L161 249L164 247V243H165V246H170V247H167L168 249L167 250H170L171 251V253L172 252H175V250L176 251H179V250H177L176 248L177 247H175V246H180V244H182V246H180L181 248H185V249H189L188 250V252L185 250V251H183L182 249L180 250L181 251V253H180V251H179V253L181 254V256H182V258H184V259H188L189 257H188V255H186V254H188V253H190L189 255H191L192 256V259L194 260V264H264V104L262 105V106H258L257 104ZM118 104V105H119ZM34 106L33 105V103H31L30 102V104H29V106ZM36 105V104H35ZM111 107V108H110ZM261 107H263V109L261 110ZM111 109H112V111H111ZM182 109H183V107H182ZM190 109H188V111H189ZM260 110H261V112H260ZM111 111V112H110ZM117 113H116V112ZM122 111H123V113H122ZM183 111V110H182ZM186 111V110H185ZM185 111H183V112H185ZM245 113H246V111H244ZM242 113L241 112V114L244 116V114L245 113ZM153 113V112H152ZM189 113H190V111H189ZM120 114V115H119ZM124 114H126V115H124ZM238 114H240V112L238 113ZM248 114H250V113H248ZM119 115V116H118ZM155 115V114H154ZM151 116V117H156V119L159 117V116ZM192 115V113H190V116ZM245 115H247V114H245ZM26 116V115H25ZM24 116V117H25ZM128 116V117H127ZM169 116H170V118H169ZM189 116V115H188ZM240 116V115H239ZM120 117V118H121ZM147 117L149 118L148 120H147ZM180 117H182V118H180ZM194 117V116H193ZM30 118V117H29ZM122 118H121V120H122ZM129 118H130V120H129ZM138 120H137V119ZM144 118V119H143ZM186 118V119H185ZM241 118V117H240ZM152 119V118H151ZM159 119H161L162 120V117L160 118H158V120ZM163 119V120H164ZM183 119V120H182ZM198 118H196V120H197ZM127 120H129V122L127 121ZM137 120V121H136ZM143 120V121H142ZM147 120V121H146ZM157 120V121H158ZM187 120V121H186ZM259 120H263V121H260V127H259V129L258 128H256L255 129V127H254V123H255V121L257 122H259ZM130 121H132V122H130ZM134 121H135V123H134ZM166 121H165V123H166ZM176 121V122H175ZM197 121H202L203 122V125H205L207 122L206 121H203V120H200V119H198ZM241 121H242V123H241ZM250 121V122H249ZM254 121V122H253ZM119 122H121V123H119ZM137 122H138V124H137ZM169 122V123H170ZM189 122V123H188ZM230 122H232V119H230ZM230 122H229V124H230ZM241 123V126H240V123ZM244 122H246V123H244ZM128 123H129V125H128ZM164 123V122H163ZM162 123V124H163ZM169 123H168V125H169ZM173 123V122H172ZM171 123V124H172ZM174 123H173V125H174ZM188 123V124H187ZM121 124H124V125H122L123 127H121ZM127 124V125H126ZM170 124V125H171ZM182 124V125H181ZM237 124V125H236ZM247 124V125H246ZM250 126H249V125ZM258 123H256L255 124V126L257 125ZM96 125H98V123L96 124V123H92V124H90L89 125V129H90V131L91 132H93V129L95 128V126ZM131 125V126H130ZM187 125V126H186ZM230 125H232V124H230ZM229 125V126H230ZM238 125L240 126V127H238ZM243 125V126H242ZM251 125H252V127H251ZM126 126H127V128H126ZM166 126V125H165ZM237 126V127H236ZM9 127V124H7L6 125V132L7 133H10V134H14V133H16V129L15 130H12L11 131V129H10V127ZM125 127V128H124ZM130 127V128H129ZM174 127V126H173ZM242 127V128H241ZM246 128V130L248 129V128H251V129H248V134H247V132H245L246 130H245V128ZM257 127V126H256ZM53 128V127H52ZM261 128V129H260ZM9 129H10V131H9ZM49 129V130H48ZM48 129H46L44 126L42 127V126H39L38 127V130L39 131H48V134L50 135L52 132V134H54V135H60V137H64V135L63 134H61V132L62 131H64V129H62V128H59L58 127V129L56 130V128H55V130H53V129H50V128H48ZM132 129V130H131ZM175 129V131H173ZM232 130V131H231ZM234 130V131H233ZM255 131V130H257L256 132H253V133H251L252 131ZM260 130V132H258ZM9 131V132H8ZM89 131V132H90ZM161 131V130H160ZM195 131H197V130H195ZM226 131V132H225ZM237 131V132H236ZM166 132V133H165ZM192 132V131H191ZM198 132V131H197ZM62 133H66V132H62ZM138 135H137V134ZM144 133V134H143ZM156 133V134H155ZM188 133V134H189ZM199 133V132H198ZM198 133H194V135L195 134H197L198 135ZM218 133V134H217ZM230 133V134H229ZM236 133V134H235ZM256 133V134H255ZM134 134V135H133ZM140 134V135H139ZM144 136H143V135ZM158 134L160 135V140L158 139ZM162 134V135H161ZM179 134L181 135V136H179ZM227 134V135H226ZM63 135V136H62ZM134 137V139H133V137ZM147 135V136H146ZM155 135L157 136V137H155ZM193 135V133L191 134V136ZM199 135H202V134H199ZM239 135H240V137H239ZM67 136V135H66ZM65 136V137H66ZM120 136H122V137H126V136H128V137H126V138H124L125 140H124V142H123V140H122V138L120 137ZM138 136H139V138H138ZM234 136V137H233ZM238 138H237V137ZM132 137V138H131ZM149 137V138H148ZM177 137H179V138H177ZM187 137V138H186ZM217 137H219V139L221 138V140L223 141V143L222 144H224V145H222L221 144V141L219 140V139H217ZM228 137H229V140H233L232 141V144H231V142L228 140ZM235 137H236V142L234 141V139H235ZM130 139V140H128L127 141V139ZM137 138V139H136ZM147 138V139H146ZM163 138V139H162ZM216 138V139H215ZM233 138V139H232ZM45 139V138H44ZM149 139H151L152 140V142H151V140H149ZM155 139V140H154ZM167 139H168V141H167ZM176 139V142L174 141ZM190 139V138H189ZM215 139V140H214ZM238 139V140H237ZM147 142H146V141ZM149 140V141H148ZM157 140V141H156ZM159 140V141H158ZM180 140V141H179ZM217 140H219L220 141V143H218V141ZM226 140H228V141H226ZM111 141V142H110ZM122 141V142H121ZM127 141V142H126ZM156 141V144L154 143ZM214 141V142H213ZM226 141V142H225ZM51 142V145H53L52 147L54 148V150L56 149V148H60V144H61V149H62V152H63V156L61 155V156H59L58 154H56V153H51V152H49V157L51 158V160H58V162H57V164H59V161H62V163L64 162V164L65 165H67L70 169H71V167L73 166V168H72V170L73 169H75V168H79V167H81V166H83L82 165V163H84V161L82 162V160L81 159H83V158H78L79 156H77L79 153H80V147L79 148H77V146H78V144L76 143V142H74V144H71L70 142L69 143H67V144H70V145H67L66 143H58V142H54V141H50ZM139 142V143H138ZM149 142V143H148ZM161 142V143H160ZM164 142V143H163ZM169 142V143H168ZM179 142H182V143H184V147H185V145H186V147L185 148H187V149H185V150H183V151H175V150H181V149H183V147H181V146H179V144L178 143ZM190 142V143H189ZM204 142V141H203ZM229 142V143H228ZM234 142V143H233ZM248 142H250V143H248ZM255 142V143H254ZM153 143H154V145H153ZM160 144V146H159V144ZM200 143V142H199ZM17 144V143H16ZM75 144H77V145H75ZM149 144H152L151 145V147H155L157 144H158V146H157V148H159L158 149V151L161 153V151H162V153L160 154L158 151H156V147H155V151H156V154H157V152H158V156L156 155V157H154L155 155H154V151H152L151 149V147H149L148 145ZM174 146H173V145ZM177 144V145H176ZM217 145V148H216V145ZM219 144H221V145H219ZM232 146H231V145ZM235 144V145H234ZM248 144V145H247ZM250 144V145H249ZM188 145V146H189ZM195 145V146H194ZM196 145L197 146H199V148L198 147H196ZM233 145H234V147H233ZM67 146H71V147H67ZM143 146H145V147H143ZM164 146H166V147H164ZM169 146V147H168ZM175 146H177L176 148H175ZM183 146V145H182ZM247 146H249V147H247ZM65 147V148H64ZM68 149H67V148ZM74 147H76V148H74ZM143 147V148H142ZM166 148L165 150H164V148ZM174 147V148H173ZM194 147H196V148H194ZM204 147V148H205ZM235 147H237L236 149H234ZM111 148V147H110ZM151 150H149V149ZM178 148V149H177ZM198 148V150H197V152L195 151V153H197L198 155H199V159L201 158L202 160H199L198 158H197V160L194 158V156H195V153H194V150H196ZM206 148L204 149L205 151H206ZM214 148H215V150H214ZM145 149V150H144ZM161 149V150H160ZM189 149V150H188ZM202 149V151H203V148H201ZM209 149H211V150H209ZM220 149V150H219ZM188 150V151H187ZM200 150V151H199ZM165 151H167V152H165ZM173 151V152H172ZM187 151V153L189 152V155H190V157H191V153L190 152H192L193 151V153H192V156H193V154H194V156L192 157L193 158V160H192V158L190 159L191 161V163H192V161H193V163H194V160L196 161L195 162V164H191V169L189 168V169H186V170H188L189 172H188V174H187V176H188V180H186V173L187 172H184V171H186L185 169H184V166L182 167V165H183V161H181V158L178 160L180 163H181V165L179 164V162L177 161V158H179V155L181 156V154H182V152L185 154V152ZM198 151L200 152V153H198ZM205 151L203 152V153H205ZM217 151V152H216ZM27 152H28V154L30 153L29 152V150H27ZM72 152V153H71ZM151 152V153H150ZM169 152V153H168ZM215 154H214V153ZM221 152V153H220ZM70 153V154H69ZM145 153H146V155H145ZM165 153H167L166 155H165ZM170 153H172V155H170ZM72 154H74V155H72ZM76 154V155H75ZM148 154V155H147ZM151 154V155H150ZM160 154V155H159ZM183 154V155H184ZM81 155V154H80ZM198 155H197V157H198ZM35 156V155H34ZM37 156V155H36ZM35 156V157H36ZM66 156V157H65ZM70 156V157H69ZM71 156H73L72 158H71ZM150 156H153V157H150ZM170 156V157H169ZM174 156V157H173ZM202 156V157H201ZM203 156H205L204 158H203ZM208 156H209V159H208ZM63 157V158H62ZM75 157V158H74ZM81 157V156H80ZM168 159H167V158ZM182 157V159H184V156H181ZM189 157V158H190ZM70 158H71V160H70ZM150 158V159H149ZM154 158H156V159H154ZM164 158V159H163ZM171 158V159H170ZM176 158V159H175ZM205 158H206V160H205ZM73 159L75 160V161H73ZM148 159H149V161H148ZM174 159H175V161H177L176 162V164H177V169L175 168V161H174ZM203 159L205 160V161H203ZM64 160V161H63ZM77 160V161H76ZM150 160H152V161H150ZM155 160H156V163H154L155 162ZM159 160H160V162H159ZM170 160V161H169ZM148 161V162H147ZM174 161V162H173ZM71 164H70V163ZM74 162V163H73ZM163 162V163H162ZM202 162H203V165H205V166H203V170H206V171H204L203 172V170L201 169V166H202ZM205 162H206V164H205ZM236 162V163H235ZM240 162H241V164H240ZM76 163H77V165H76ZM159 163V164H158ZM231 163V164H230ZM238 163V164H237ZM72 164H75V165H72ZM151 164H152V166H151ZM154 164V165H153ZM209 164V165H208ZM235 164V165H234ZM156 165H162V167L164 168V170L166 171H168V169H170V168H172V169H170V170H172V172L173 173H176V174H181L182 175V177L181 176H179V178L181 177V179L182 178H185V179H183V180H181V181H178L179 179H176L175 180V178H177V175L176 176H174L173 175V173H170V174H172L173 175V177H172V175H168V176H171V178H169V181H168V178H167V176L166 177H164V179L165 180H163V181H160V179H162V178H160V177H158L159 176V174H158V172H157V170L154 168ZM165 165V166H164ZM178 165H180L181 166V168L183 169H181V168H179V166ZM194 165L196 166V165H199L200 167H197L198 168V170H196L197 168H192V167H194ZM238 165V166H237ZM74 166H76L75 168H74ZM169 166V167H168ZM174 166V167H173ZM226 166V167H225ZM152 169H151V168ZM167 167V168H166ZM208 167V168H207ZM200 168V169H199ZM225 168V169H224ZM175 169V171H173ZM178 169H180V171L182 170V172L181 173H179L180 171H177ZM196 171H195V170ZM222 169V170H221ZM4 170V169H3ZM3 170H0V172L2 171V173L3 172H5V171H3ZM5 170H6V172L8 171L9 173H11V170H12V167L11 166H9L8 168H5ZM126 170V171H125ZM146 170L147 171H150V173H151V176H152V179H150V176H148L147 175V173L148 172H146ZM156 172H155V171ZM74 171V170H73ZM142 171H145L146 173V178L149 180V181H145V183H147V182H149V183H147V193L145 192L146 191V185L144 184V179L143 180H140L142 177H143V175L141 176V173H142ZM153 171H154V173H153ZM178 173H177V172ZM197 171L199 172V173H202L203 172V174L204 173H206V174H204V176H203V174H201L200 176H199V173H197ZM202 171V172H201ZM220 171L222 172V173H220ZM169 172V171H168ZM184 172V173H183ZM195 172V173H194ZM9 173H8V175H9ZM144 173V172H143ZM142 173V174H143ZM196 173L198 174L197 176H196ZM219 173V174H218ZM153 174V175H152ZM158 174V175H157ZM155 175V176H154ZM194 175V176H193ZM235 176V177H234ZM153 177H155V180H154V178ZM194 177V178H193ZM221 177V178H220ZM198 180H197V179ZM200 178V179H199ZM171 179H173V183L174 184H172V181H171ZM222 179V180H221ZM137 180V181H136ZM202 180V181H201ZM204 180V181H203ZM140 181L142 182V184L143 185H141V183H140ZM155 181V182H154ZM184 181H187V182H184ZM189 181V182H188ZM56 182V183H55ZM160 182V183H159ZM193 182V183H192ZM196 182V183H195ZM52 183V184H51ZM50 184H47V185H45V186H42V185H40L39 186V188L38 189H41V190H39V192H41V193H43L44 195H46L47 196V198H49V195H50V198L51 197H53V199H56V198H58L59 200L61 199H64L63 200V203H62V201H60L59 203L62 205V206H66V207H70L71 206V208L73 207H75V206H77L76 204H77V202H76V197L73 199V198H71V196L72 195H74L75 193H69V192H66V190H64V189H62L63 188V184H61L60 182L58 183L57 181H54V182H51ZM139 183H140V186H139ZM156 184V185H154V184ZM161 183H163V185H164V187L163 186H161V187H163V189L162 188H160L159 186L161 185ZM179 183V184H178ZM181 183H183V184H181ZM185 183V184H184ZM186 183H187V185H186ZM190 183V184H189ZM199 183V184H198ZM202 183V184H201ZM204 183V184H203ZM177 184V185H176ZM189 184V185H188ZM51 185V186H50ZM61 185H62V187H61ZM153 185V186H152ZM172 185H174V186H172ZM186 185V186H185ZM193 185V186H192ZM201 185V186H200ZM52 186H53V188H52ZM58 186V187H57ZM59 186H60V188H59ZM102 186H105V187H107V186H109L108 184H104L103 183V185ZM148 186H149V189H148ZM166 186V187H165ZM203 186H206L205 188H203ZM47 187V188H46ZM48 187H50V188H48ZM55 187V188H54ZM145 187V189H141V188H144ZM159 187V188H158ZM168 187V188H167ZM187 187V188H186ZM58 188V189H57ZM110 188V187H109ZM158 188V189H157ZM172 188V189H171ZM176 188V189H175ZM179 188V189H178ZM191 188V189H190ZM203 188V189H202ZM108 189V188H107ZM166 189H168V191L166 190ZM202 189V190H201ZM163 193V197H161L162 199H163V201H162V199H160V196H158L159 195V193H161L160 191ZM184 190V191H183ZM190 190V191H189ZM193 190V191H192ZM202 191V193H204V195H202V193H201V191ZM203 190H204V192H203ZM153 191V192H152ZM175 191V192H174ZM190 192V193H188V192ZM144 192H145V194H144ZM173 194H172V193ZM177 192V193H176ZM186 192V193H185ZM52 193V194H51ZM153 193V194H152ZM156 193H158V195L156 194ZM180 193V194H179ZM49 194V195H48ZM57 194V195H56ZM147 194V195H146ZM181 194H183V195H181ZM69 195V196H68ZM153 195V196H152ZM176 195H178V196H176ZM180 195V196H179ZM190 195V196H189ZM195 195V196H194ZM58 196V197H57ZM111 196V195H110ZM147 196V197H146ZM166 198H165V197ZM175 196V197H174ZM182 196V197H181ZM204 196V198H202V197ZM134 197V198H133ZM156 197V198H155ZM174 197V198H173ZM179 197V198H178ZM183 197H185L186 198V200L187 201H185V198H183ZM189 197V198H188ZM192 197H194V198H192ZM111 198L113 199V196H111ZM115 198V197H114ZM147 198V199H146ZM153 198V199H152ZM181 198H183V200L181 199ZM26 199V198H25ZM116 199V198H115ZM159 199H160V201H159ZM172 199H174V200H172ZM191 199V200H190ZM198 199V200H197ZM203 199H204V202H201V200L203 201ZM27 200V199H26ZM29 200V199H28ZM57 200V199H56ZM69 200V201H68ZM146 200H147V202H146ZM192 200H194L193 202H192ZM58 201V200H57ZM115 202H113V203H116V200H114ZM149 201H150V203H149ZM157 201V202H156ZM186 202L187 203V205H186V207H185V205L183 204V202ZM23 202V201H22ZM154 202V203H153ZM170 202H172V203H170ZM181 202H182V205H183V207H182V205H181ZM189 202V203H188ZM195 202H196V204H195ZM200 202V203H199ZM23 203H25V202H23ZM22 203V204H23ZM29 202H27V204H28ZM67 203V204H66ZM72 203L74 204L75 203V205H72ZM152 203V204H151ZM159 203V205L160 206H158L157 204ZM163 203V204H162ZM169 203V204H168ZM59 204V206H60V208H61V205ZM117 204V203H116ZM123 204V203H122ZM146 204V205H145ZM148 204H151L152 206H150V205H148ZM162 204V205H161ZM26 205V203L25 204H23V206H25ZM119 205V204H118ZM166 205V206H165ZM178 205V206H177ZM190 205V207H188ZM124 206H126V204L125 205H123V207ZM145 206V207H144ZM176 206V207H175ZM179 206H180V209H179ZM120 207V209L119 210H121V208H123V207H121V206H119ZM118 207V208H119ZM148 207V210L150 211V213L152 212V214L154 213L155 214V217H156V223L158 224H156L155 223V226H157L159 229L162 227V229L163 228H166V227H163L164 226V224H165V222L168 224V226H169V229H170V231L169 230H161V232H165L168 236H169V233H167V232H172L171 234H170V237H171V239H172V241L169 239L170 237H164V235H163V233L161 234V233H159V231H157V234H158V236L157 235H152L153 234V232H151V231H155L156 232V230H152L153 228L150 226L151 225V223L148 221V219H146V214H144V213H146L145 211L147 210L146 208ZM156 207H157V209H156ZM163 209H162V208ZM165 207V208H164ZM57 208H59L58 206H57ZM65 208V207H64ZM107 208H108V206H107ZM125 208V207H124ZM145 208V209H144ZM149 208H151V209H149ZM161 208V209H160ZM170 208V209H169ZM172 208V209H171ZM173 208H175V209H173ZM185 208H187L186 210H185ZM65 209H67V208H65ZM144 211H143V210ZM169 211H167V210ZM178 209V210H177ZM118 210V211H119ZM124 210V209H123ZM123 210H121V211H123ZM166 210V211H165ZM177 212H176V211ZM180 210V211H179ZM185 210V211H184ZM27 212V210H26V207H23V209L22 210H20V213H23V212ZM120 211V212H121ZM165 211V212H164ZM173 211V212H172ZM187 211H189V213L187 212ZM205 211V212H204ZM77 213H78V211H76ZM156 212V213H155ZM166 212H168V214L170 213V212H172V214H170L169 215V217H168V215L167 216H165L166 214ZM181 212V213H180ZM187 213V215H186V213ZM162 213V214H161ZM165 215H164V214ZM178 213V214H177ZM182 213H183V215H186V217H187V219L185 218V216H183L182 215ZM192 213H193V218H192ZM153 214V215H154ZM180 214V215H179ZM49 215V214H48ZM48 215H42L41 217L42 218H44L43 220H41L40 222L41 223H45L46 222V224L48 225L49 223V225H48V227L46 228L47 230H48V232L45 234V237H51V235H53L52 234V231H53V225H55L54 223L55 222H52V221H55L54 219L52 220V217H47ZM120 216H121V214H119ZM145 215V216H144ZM171 215H173L172 217H171ZM162 216V217H161ZM165 216V219L163 218ZM179 216V217H178ZM181 216H182V218H181ZM46 217V218H45ZM79 217H80V215H79ZM170 217H171V219L172 220H169L170 219ZM177 217V218H176ZM50 218H51V221H50ZM65 219L63 220V222H62V225H63V228L64 229H66V228H68V232L69 233H71L72 235H74V237H77L76 239H80V237H81V233H79L80 231L87 237H89L90 235V231H88L87 229H86V227H85V229H84V222H83V224H82V220L80 221V218H79V220L78 221H74V222H72V227H71V222H69V220H66L68 217H64ZM78 218V217H77ZM168 220H167V219ZM183 219V220H187L186 222L185 221H183V220H181V221H183V222H181L180 220H177V221H180L181 222V225L182 226H178L177 227V225L180 223H178V222H174L173 223V221H175V219ZM194 219V221H192V219ZM146 219V220H145ZM190 220V222H189V220ZM45 220V221H44ZM164 221V222H162V221ZM50 221V222H49ZM81 222V225H80V222ZM171 221H172V223L173 224H171ZM49 222V223H48ZM76 222V223H75ZM184 222L186 223V225L184 224ZM70 223V224H69ZM149 223H150V225H149ZM164 223V224H163ZM176 223H178V224H176ZM193 223V224H192ZM24 224V225H23ZM23 224H12V225H10V229L14 232L13 234H12V237L9 239V240H4V239H1L0 238V257H5V258H7L10 262H13L14 264H30V262L31 261H29V260H31L32 259V257L35 255V254H38L39 253V250H40V244L38 243V241L37 240H35V238H34V236H33V234H31L32 232H28V230H30L31 231V229L33 230V231H36V229L38 230V229H40L41 227H42V224H39V225H36L34 222H33V220L32 219H30V220H27L26 222H23ZM33 224V225H32ZM65 224H66V226H65ZM167 224H166V226H167ZM183 224H184V226H183ZM187 224H188V226H187ZM189 224L192 226L191 228L189 227ZM18 225V226H17ZM20 225V226H19ZM22 225V226H21ZM41 225V226H40ZM161 225H163V226H161ZM24 226V227H23ZM31 226H32V228H31ZM36 226V227H35ZM69 226V227H68ZM83 226V227H82ZM160 226V227H159ZM171 226H172V228H174L175 229V231H174V229H172L171 228ZM34 227V228H33ZM134 227V226H133ZM138 227L136 228V229H138ZM183 227H184V229H183ZM189 228L190 230L188 231L187 229L185 230V228ZM72 230H71V229ZM73 228H74V230H73ZM120 228V227H119ZM123 228V227H122ZM130 229H131V227H129ZM128 227H127V229H129ZM141 228L142 229H144V230H142V232H141ZM149 230H148V229ZM151 228V229H150ZM168 228V227H167ZM180 228V229H179ZM24 229H28L27 231H25ZM69 229L71 230V231H69ZM81 229V230H80ZM83 229V230H82ZM121 229V228H120ZM124 229V228H123ZM126 230V228L124 229V230H126V231H123V230H119V231H121V236L123 235V238H124V240H126L125 242L129 245H133V244H135L134 242L136 241V239L135 238H128L127 236L130 234H128L127 235V233L130 231L131 232V230ZM182 229V230H181ZM80 230V231H79ZM85 230V231H84ZM147 230V231H146ZM172 230V231H171ZM176 230H178V231H176ZM181 230V231H180ZM193 230V231H192ZM78 231V232H77ZM119 231H118V229L116 228V233L119 235L120 233H119ZM137 231V232H138ZM190 233V231H192L189 235L187 234L188 232ZM86 232H87V234H86ZM122 232H124L123 234H122ZM127 232V233H126ZM134 232H136L135 230H134ZM179 232V233H178ZM180 232H181V235H179L180 234ZM183 232V233H182ZM77 233V234H76ZM186 233V234H185ZM132 234V233H131ZM130 234V235H131ZM136 234V233H135ZM173 234V235H172ZM183 234V235H182ZM188 235V236H186V238H187V241L186 240H184V239H182V238H184V236L185 235ZM143 235H145V233L143 234ZM151 235V236H150ZM160 235H161V237H160ZM163 235V236H162ZM175 235V236H174ZM80 236V237H79ZM133 236V235H132ZM156 238H155V237ZM179 236H183V237H179ZM193 236V237H192ZM134 237V236H133ZM190 237V238H189ZM128 238V239H127ZM160 238V239H159ZM150 239H148V240H150ZM156 239V240H155ZM175 239H176V242H174L175 241ZM182 239V240H181ZM134 240V241H133ZM153 240V241H152ZM168 240V241H167ZM178 240V241H177ZM183 240H184V242H183ZM185 241H186V243H185ZM189 241V242H188ZM191 241V242H190ZM194 241V242H193ZM129 242H131V243H129ZM156 242V243H155ZM173 242H174V244H173ZM178 242V243H177ZM181 242V243H180ZM150 243V244H149ZM157 243H160V245H163V247L162 248H160L161 246L159 245V244H157ZM183 243H185L184 245V247H183ZM188 243V244H187ZM189 243H190V245H189ZM39 244V245H38ZM148 244H149V246H148ZM157 244V245H156ZM168 244V245H167ZM170 244V245H169ZM160 247H159V246ZM178 246V247H179ZM187 246V247H186ZM143 247V248H142ZM166 248V247H165ZM165 248H164V250H163V252L165 251ZM169 248H171V249H169ZM175 249V250H174ZM179 249V248H178ZM34 250V251H33ZM143 250V251H142ZM138 252V253H139ZM163 252H161L162 254H163ZM98 253H100V252H98ZM102 253V252H101ZM100 253V254H101ZM185 254V256H184V254ZM159 254V255H158ZM141 255V256H140ZM147 255V256H146ZM150 255H153L152 257L150 256ZM157 255V256H156ZM161 256V255H160ZM145 257V259H143V258ZM148 259H147V258ZM151 259H150V258ZM186 257V258H185ZM40 258V257H39ZM141 258V259H140ZM143 259V260H142ZM139 260V261H138ZM146 260H148V261H146ZM154 260V259H153ZM35 261H40V259H36ZM37 262H33L34 264L35 263H37ZM153 262V261H152ZM32 262H31V264H33ZM166 263V262H165Z\"/></svg>",
	"mask_w": 264,
	"mask_h": 264
},
{
	"label": "flooded vegetation",
	"instance_id": "flooded-vegetation-1",
	"mask_svg": "<svg viewBox=\"0 0 264 264\" xmlns=\"http://www.w3.org/2000/svg\"><path fill=\"white\" fill-rule=\"evenodd\" d=\"M26 2H27V1H22V3H26ZM10 5H11L12 7H14V8L17 6L16 2H14V1L11 2Z\"/></svg>",
	"mask_w": 264,
	"mask_h": 264
}]
</instances>
